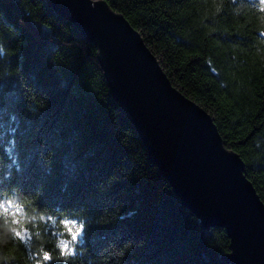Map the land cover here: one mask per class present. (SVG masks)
<instances>
[{
    "label": "trees",
    "instance_id": "16d2710c",
    "mask_svg": "<svg viewBox=\"0 0 264 264\" xmlns=\"http://www.w3.org/2000/svg\"><path fill=\"white\" fill-rule=\"evenodd\" d=\"M104 1L142 36L172 85L212 117L264 203V61L251 50L253 28L231 17L206 27L217 0ZM0 42L9 50L0 59V109L10 128L13 108L21 117L9 151L29 127L34 136H63L32 153L33 162L57 156L42 203L76 200L102 212L93 249L125 244L103 264H233L226 231L204 227L183 206L113 98L98 48L72 23L47 0H0Z\"/></svg>",
    "mask_w": 264,
    "mask_h": 264
},
{
    "label": "water",
    "instance_id": "95a60500",
    "mask_svg": "<svg viewBox=\"0 0 264 264\" xmlns=\"http://www.w3.org/2000/svg\"><path fill=\"white\" fill-rule=\"evenodd\" d=\"M99 50L113 98L151 160L204 227L226 230L233 264H264V203L212 117L176 89L142 36L104 0H47Z\"/></svg>",
    "mask_w": 264,
    "mask_h": 264
},
{
    "label": "clouds",
    "instance_id": "9594fccd",
    "mask_svg": "<svg viewBox=\"0 0 264 264\" xmlns=\"http://www.w3.org/2000/svg\"><path fill=\"white\" fill-rule=\"evenodd\" d=\"M87 3L95 8L97 0ZM221 17L243 21L253 28L251 50L264 61V0H217L213 16L203 23L208 27ZM8 54L0 42V59ZM207 63L211 65L213 60L208 58ZM225 86L220 83L221 88ZM2 113L0 109V264H103L105 259L121 257L125 244L109 242L93 249L96 229L103 226L102 212L76 200L42 203L45 176L58 161L55 152L49 151L33 162L32 153L53 138L61 142L63 136H34L29 127L21 133L20 147L10 153V148H16L21 117L13 108L9 119L18 123L10 128ZM59 164L62 169V161Z\"/></svg>",
    "mask_w": 264,
    "mask_h": 264
},
{
    "label": "bare ground",
    "instance_id": "6f19581e",
    "mask_svg": "<svg viewBox=\"0 0 264 264\" xmlns=\"http://www.w3.org/2000/svg\"><path fill=\"white\" fill-rule=\"evenodd\" d=\"M226 231V230H225ZM227 233V232H226Z\"/></svg>",
    "mask_w": 264,
    "mask_h": 264
}]
</instances>
